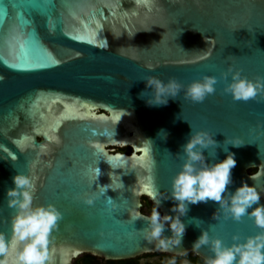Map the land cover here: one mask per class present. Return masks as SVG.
<instances>
[{"label":"water","instance_id":"water-1","mask_svg":"<svg viewBox=\"0 0 264 264\" xmlns=\"http://www.w3.org/2000/svg\"><path fill=\"white\" fill-rule=\"evenodd\" d=\"M50 4L0 0V233L12 236L16 210L7 206L6 190L18 173L35 177L34 205L52 204L62 213L50 236L51 264H74L85 254L106 261L181 257L193 253L204 230L225 244L233 235L261 231L247 215L232 220L209 200L189 205L181 244L163 251L144 240L147 221L134 217L147 216L144 197L154 204L157 192H170L192 128L209 131L217 142L203 150L207 162L234 154L228 190L255 185L264 204V95L236 101L223 92L221 78L230 66L249 79L264 77V0ZM148 76L185 86L204 76L218 82L201 103L181 90L167 105L149 106ZM226 137L243 144L225 145ZM127 147L132 154L115 150ZM142 150L149 151L148 167ZM251 169L260 173L255 179ZM173 205L161 199L159 211L171 215ZM163 235L170 237V229ZM194 254L205 261L212 255L207 247ZM0 259L12 264L14 256Z\"/></svg>","mask_w":264,"mask_h":264},{"label":"clouds","instance_id":"clouds-1","mask_svg":"<svg viewBox=\"0 0 264 264\" xmlns=\"http://www.w3.org/2000/svg\"><path fill=\"white\" fill-rule=\"evenodd\" d=\"M146 67L149 71L154 70L152 65ZM221 78L227 81L223 92L236 101L246 102L264 95V77L249 79L241 70L230 66L227 71L221 73ZM144 81L145 87L151 89L146 101L149 106L167 105L169 99H175L181 90L185 99L201 103L208 95L216 92L215 85L218 82L215 76H204L187 86L175 78H169L165 82L156 76H148ZM141 95L144 96L145 93ZM190 127L192 128L191 125ZM148 141L151 139H146V142ZM216 144L212 133L207 130L194 131L192 128L188 140L182 146V155L178 154L183 163L172 177L170 192L167 195L157 192L153 196L154 206L150 214L134 218L147 221V227L143 229L144 240L154 244L158 250L168 251L182 242L186 225L181 217L187 214L189 205L209 200L217 202L219 210L223 211L226 217L240 221L247 215L261 231L243 238L238 234L233 235L232 243L225 244L223 240L210 236L209 232L204 230L193 242L192 252L198 253L202 247L209 248L212 255L206 258L205 264H264V204L260 203L261 192L255 185L246 182H242L234 191L228 190V186L233 183L232 169L236 160L234 154L227 152L225 148L227 155L223 160L207 162L203 150ZM224 144L238 147L243 142L238 137H226ZM209 155L214 157L215 152ZM12 158L15 159V156ZM142 160L149 162L146 167L150 166L148 150H144ZM259 174H252L250 178L255 179ZM109 178L111 179V175ZM12 181L14 186L6 190V203L16 211L11 217V238L0 233V256L12 254V264H51L50 236L58 227L62 213L52 204L34 205V176L18 173L12 177ZM161 199L174 201L170 209L173 214H161ZM85 203L92 205L94 199L86 197ZM216 216L217 211L213 218ZM166 228L171 231L170 237L163 235ZM184 254H187V250ZM0 264H8V260L0 259Z\"/></svg>","mask_w":264,"mask_h":264},{"label":"trees","instance_id":"trees-1","mask_svg":"<svg viewBox=\"0 0 264 264\" xmlns=\"http://www.w3.org/2000/svg\"><path fill=\"white\" fill-rule=\"evenodd\" d=\"M116 152L125 153L127 155H130L133 153V150L131 147L123 148V149H116ZM256 169H251L250 174L256 173ZM143 206H142V213L145 215H149L151 212L152 207L154 204L146 197L143 198ZM193 254V253H191ZM158 255V254H155ZM152 256V255H150ZM197 258L200 260L201 264H205V260L197 256ZM100 258L85 254L78 259H76L74 262L75 264H99ZM110 264H139V261L132 259V260H126V261H108Z\"/></svg>","mask_w":264,"mask_h":264},{"label":"flooded vegetation","instance_id":"flooded-vegetation-1","mask_svg":"<svg viewBox=\"0 0 264 264\" xmlns=\"http://www.w3.org/2000/svg\"><path fill=\"white\" fill-rule=\"evenodd\" d=\"M116 150V149H115ZM157 259L156 262L150 261L148 264H201L200 260L197 258V255L194 253L186 254L181 257H172L169 255H145L140 258H137L135 260L139 261V264H141L142 261L146 260H153ZM75 264V262H74ZM99 264H110L108 261L100 259Z\"/></svg>","mask_w":264,"mask_h":264},{"label":"snow or ice","instance_id":"snow-or-ice-1","mask_svg":"<svg viewBox=\"0 0 264 264\" xmlns=\"http://www.w3.org/2000/svg\"><path fill=\"white\" fill-rule=\"evenodd\" d=\"M50 6L53 7V8L55 7V0H51V4H50ZM4 16H7V12H6V11H5V13H4ZM20 21H21V25L23 26L24 23H25V21L23 20V17H22V16L20 17ZM53 63H54V64H58V63H60V61H58V60H54ZM86 107H87V106H86ZM49 139H56V138H55V137H49ZM142 151H143V150H142ZM143 152H144V151H143ZM141 159H143V155L141 156ZM144 192L147 193L148 195H151V192H149L147 186L144 187ZM108 202L111 203L110 200H109Z\"/></svg>","mask_w":264,"mask_h":264},{"label":"rangeland","instance_id":"rangeland-1","mask_svg":"<svg viewBox=\"0 0 264 264\" xmlns=\"http://www.w3.org/2000/svg\"><path fill=\"white\" fill-rule=\"evenodd\" d=\"M150 261L156 262L157 259L148 260V261L144 260V261L141 262V264H148V262H150Z\"/></svg>","mask_w":264,"mask_h":264}]
</instances>
